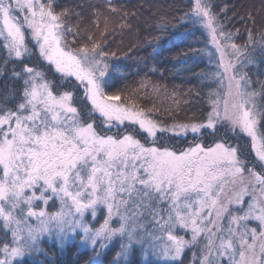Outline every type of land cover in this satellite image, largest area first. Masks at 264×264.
Returning <instances> with one entry per match:
<instances>
[{
    "label": "snow or ice",
    "instance_id": "obj_1",
    "mask_svg": "<svg viewBox=\"0 0 264 264\" xmlns=\"http://www.w3.org/2000/svg\"><path fill=\"white\" fill-rule=\"evenodd\" d=\"M59 7L0 0V264H45V238L79 240L87 264H264V81L244 70L264 33L238 45L213 0H190L181 23L219 54L217 88L166 125L109 91L128 13L104 0L85 36Z\"/></svg>",
    "mask_w": 264,
    "mask_h": 264
},
{
    "label": "trees",
    "instance_id": "obj_2",
    "mask_svg": "<svg viewBox=\"0 0 264 264\" xmlns=\"http://www.w3.org/2000/svg\"><path fill=\"white\" fill-rule=\"evenodd\" d=\"M57 2L60 5L57 11L66 9L71 14L69 24L79 23L85 36L95 31L91 25L92 14L97 6L104 7V0ZM213 3L214 11L227 30L235 34V43L243 46L248 30L260 39V34L264 33V0H213ZM116 4L122 12L128 13L131 28L107 35V51L115 53L109 59L110 93H119L122 100L130 97V103L153 109L157 119L166 125L171 124L173 118L181 122L197 118L208 108V93L217 88L209 78L216 63L212 65L207 59L208 54L214 52L206 34L181 23V18L189 11L190 0H116ZM116 20L119 21V17ZM255 55L256 63L244 70L259 90L256 81H264V55L258 46ZM164 135L168 142L171 134ZM191 142V135L187 141L179 138L171 141L177 147ZM239 143L246 145L244 140ZM41 247L47 259L45 256L38 259L45 264L47 261L87 264L90 259V253L80 248L79 240L61 250L45 239Z\"/></svg>",
    "mask_w": 264,
    "mask_h": 264
},
{
    "label": "rangeland",
    "instance_id": "obj_3",
    "mask_svg": "<svg viewBox=\"0 0 264 264\" xmlns=\"http://www.w3.org/2000/svg\"><path fill=\"white\" fill-rule=\"evenodd\" d=\"M208 45H210L211 49L213 50L214 53H209L208 56H207V59L208 61L210 62V64L214 65L217 60H218V57H219V54L215 52V49L214 47L211 45L210 41L208 40ZM216 90V89H215ZM52 211H55L56 209L53 208L51 209ZM47 239V238H45Z\"/></svg>",
    "mask_w": 264,
    "mask_h": 264
}]
</instances>
